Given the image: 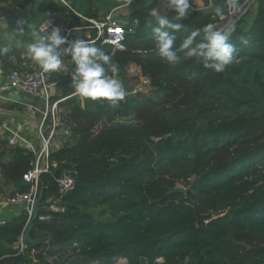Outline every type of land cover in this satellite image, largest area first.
I'll list each match as a JSON object with an SVG mask.
<instances>
[{
	"label": "trees",
	"instance_id": "obj_1",
	"mask_svg": "<svg viewBox=\"0 0 264 264\" xmlns=\"http://www.w3.org/2000/svg\"><path fill=\"white\" fill-rule=\"evenodd\" d=\"M82 1L81 14L99 19L105 5L109 13L130 0ZM137 1V10L116 16L127 30L125 50L89 42L96 28L91 38L73 30L68 41L85 39L111 55L116 78L135 64L139 78H150V90L126 91L112 108L75 94L70 56L60 71L49 72L56 81L51 100L65 99L56 134L62 144L50 154L56 165L40 175L30 230L31 239L46 240L26 239V249L15 248L34 217L21 208L0 224V264H264V0L231 26L237 57L221 73L195 59L170 65L148 26L155 25L150 10L166 0ZM14 2L57 23L61 16L73 27L84 23L74 3ZM190 3L194 9L180 21L160 10L182 25L176 47L194 31L202 36L217 18L195 9L209 3L227 9L225 0ZM13 51L0 55L11 68ZM33 158L28 148L0 138V183L14 186L11 194L29 190L23 175ZM65 171L76 186L62 195L57 179Z\"/></svg>",
	"mask_w": 264,
	"mask_h": 264
},
{
	"label": "clouds",
	"instance_id": "obj_2",
	"mask_svg": "<svg viewBox=\"0 0 264 264\" xmlns=\"http://www.w3.org/2000/svg\"><path fill=\"white\" fill-rule=\"evenodd\" d=\"M225 3L228 15H235L240 11L239 0H225ZM166 7L174 13L175 20L180 21L189 16L192 5L190 0H166ZM195 10L205 14L211 11L220 20H224L226 15L223 6L211 3ZM149 15L155 20V25L149 22L148 26L151 28L158 53L173 67L182 61L195 59L205 68L221 73L237 57V49L230 43L234 26L215 29L209 24L203 28L202 36L200 31H194L184 37L176 47V32L182 25L173 23L156 7L150 10ZM15 23L16 27H13L12 31L3 33V38L10 43H19L15 37L17 33H22L26 26V21L22 18L17 19ZM61 32L60 27H52L51 31L44 34L33 31L34 42L25 45L27 56L44 72L60 71L63 67L62 58L70 56L75 65L72 74L75 94L94 101L104 100L110 107H117L127 94L123 83L116 78L120 70L118 64L113 62L111 55L87 40L77 39L69 42ZM198 36H201L199 40ZM63 45L67 47H62ZM9 51L7 46L0 47V55Z\"/></svg>",
	"mask_w": 264,
	"mask_h": 264
},
{
	"label": "built area",
	"instance_id": "obj_3",
	"mask_svg": "<svg viewBox=\"0 0 264 264\" xmlns=\"http://www.w3.org/2000/svg\"><path fill=\"white\" fill-rule=\"evenodd\" d=\"M62 1L69 5L67 1ZM257 3L258 0H239L240 11L238 13L235 15H228L226 9L224 20H220L217 17L214 21L206 24L205 27L211 24L215 29L230 28L250 11L255 10ZM192 9H194L193 6L190 10ZM20 11L21 7L16 5L14 8L0 13V21L7 22L12 16L20 13ZM76 13L84 20V23L81 26L73 27L67 21L60 24L55 22L52 18L47 17L39 23L38 30L44 34L46 31H51L52 27H60L62 30L61 34L68 39L73 30L85 31L88 33V37L91 38L90 29L96 28L97 34L95 38L89 42H95L98 39H102L104 43L113 45L115 49H126L127 30L124 25L116 19V16L113 15L112 11L99 19L88 18L77 11ZM49 21H51V24H49ZM86 22H89L90 25H87ZM62 47H67V45H63ZM8 77L13 87L26 92L34 100H39L38 103H24V108L29 113L33 115H41L36 138L32 139L24 137L18 130L12 129L7 120L0 118V138L6 139L9 147L23 146L34 153L31 167L23 175L24 180L30 183L29 190L25 192H16L3 197L6 204L24 208L28 213L29 219H31L37 209L40 175L45 172H50L51 166L56 165L51 162L50 154L53 149L54 139L56 138L57 127L62 123L59 102L65 98H60L54 101L51 100V96L56 90V81L50 80L49 72H44L41 68L32 71H23L14 68L9 71ZM142 83L146 88V92H148L151 85L150 78L142 76ZM48 119L50 120V124L46 123ZM57 182L59 191L62 195L73 191L76 186L75 176L67 171L57 179ZM4 222L5 220L0 219V224H3ZM16 248L20 252L27 248L25 232L20 235ZM158 261H162V258H158Z\"/></svg>",
	"mask_w": 264,
	"mask_h": 264
},
{
	"label": "crops",
	"instance_id": "obj_4",
	"mask_svg": "<svg viewBox=\"0 0 264 264\" xmlns=\"http://www.w3.org/2000/svg\"><path fill=\"white\" fill-rule=\"evenodd\" d=\"M72 3L76 4L75 2ZM16 5L21 7L20 13L12 16L7 22L0 21V47L7 46L14 50L10 61L16 66L15 68L23 71H32L40 67L27 56L25 45L34 42L33 31L43 34L38 30V25L46 14L40 13V11L31 13L30 5L23 6L14 2V0H0V13L12 9ZM20 18L26 21V26L24 31L17 33L15 37L19 43H10L3 38V33L12 31L13 27H16L15 21ZM11 69L14 68L7 67L0 56V118L7 120L11 128L18 130L24 137L36 138L41 115L29 113L24 108V103H38L39 100H34L26 92L11 85L8 77ZM15 190L14 186L4 187L0 183V219L2 220L12 218L20 212L21 207L6 204L3 200L4 196L10 195Z\"/></svg>",
	"mask_w": 264,
	"mask_h": 264
},
{
	"label": "rangeland",
	"instance_id": "obj_5",
	"mask_svg": "<svg viewBox=\"0 0 264 264\" xmlns=\"http://www.w3.org/2000/svg\"><path fill=\"white\" fill-rule=\"evenodd\" d=\"M42 1L43 0H38V2H42ZM65 1H67L69 3V5L72 2H75L77 5L76 10L79 13H83L85 5L83 4L82 0H65ZM108 7H109V4L105 5V7H102L103 9L100 11L101 17L104 16L105 14H107ZM139 7H140V4L137 0H130L127 3H124V4H121L119 6L114 7L113 9H111L108 12L112 11L113 15L119 16V15L129 14V13L137 10ZM160 7H161L160 8L161 11H166L167 10L166 2L163 3ZM66 10H67V12L69 11L67 8H66ZM45 17L51 18V16L49 14H46ZM61 18H62V20L59 21L60 24L67 21L62 16H61ZM139 72H140L139 68L135 64H132L129 67L127 75L121 76L118 78L123 83L126 91L133 90V92H135L136 90H142L143 92H146V88L143 86V83H142V77L139 78V76H138ZM131 87H132V89H131ZM61 141H62V138L60 136L58 138H55L53 148H56L57 146L61 145L62 144ZM95 264H98V263H95ZM115 264H128V263L125 259H120Z\"/></svg>",
	"mask_w": 264,
	"mask_h": 264
},
{
	"label": "water",
	"instance_id": "obj_6",
	"mask_svg": "<svg viewBox=\"0 0 264 264\" xmlns=\"http://www.w3.org/2000/svg\"><path fill=\"white\" fill-rule=\"evenodd\" d=\"M30 96V95H29ZM31 97V96H30ZM37 214L35 212L34 214V217L33 219L28 223V226L26 227L25 229V236H26V239L30 242H36V241H41V240H46L45 237H41V238H38V239H31L30 237V230H31V227H32V224H33V220L36 218Z\"/></svg>",
	"mask_w": 264,
	"mask_h": 264
}]
</instances>
